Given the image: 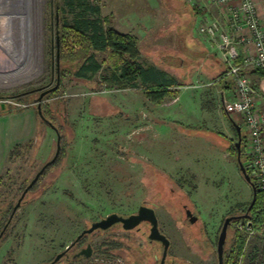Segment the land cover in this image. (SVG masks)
<instances>
[{
  "label": "rangeland",
  "instance_id": "obj_1",
  "mask_svg": "<svg viewBox=\"0 0 264 264\" xmlns=\"http://www.w3.org/2000/svg\"><path fill=\"white\" fill-rule=\"evenodd\" d=\"M90 1L104 7L106 14L124 9L136 17L131 25L139 36L143 62L178 74L181 84L192 85L187 75L202 56L197 45L189 44L194 39L190 35L193 25V35H199L194 8L178 0ZM72 17L65 0H45L43 61L37 66L38 73L22 82L0 84V100L20 103H8L11 110L31 107L37 111L41 103L62 134L57 161L28 195L0 242V264H41L50 257V249L57 248L53 246L68 243L92 221L111 212L134 213L141 204L154 207L160 229L171 240L170 255L187 264H217L223 221L246 213L253 192L238 165L237 148L234 152L233 147L237 134L231 121L234 142L227 148L218 137L220 133L214 131L221 119L205 116L195 88L184 89L180 101L189 121H165V110L171 113L167 117H173L177 110L172 99L154 103L141 89L107 87L103 80L110 74L107 53H98L103 69L89 80L67 72L58 87L39 101L42 92L57 84V19L62 23ZM71 40L68 36L62 46L65 56L71 57L81 47L73 37ZM61 63L71 68L77 60L59 57ZM196 79L195 84L204 82L200 76ZM194 118L205 125L190 126L196 123ZM39 119L36 139L15 146L8 154L0 175V204L3 198L15 201L22 187L56 151L55 129ZM207 125L212 126L208 129ZM215 139L226 148L214 147ZM185 204L198 217L195 223L188 220ZM247 219L229 225L225 251L231 247L236 229L247 233L246 245L257 234L255 230L249 236L245 226L241 228L240 222ZM122 229L112 227L125 252L141 255L143 264L159 263L162 248L147 239L149 224L143 223L141 231Z\"/></svg>",
  "mask_w": 264,
  "mask_h": 264
},
{
  "label": "trees",
  "instance_id": "obj_2",
  "mask_svg": "<svg viewBox=\"0 0 264 264\" xmlns=\"http://www.w3.org/2000/svg\"><path fill=\"white\" fill-rule=\"evenodd\" d=\"M180 1L188 8H197L190 6L185 0ZM65 5L73 17L71 20L65 18L62 23L57 25L60 38V60L71 58L77 60V64L69 68V66H62L61 63V77L67 72H71L74 78L89 80L103 69V63L99 60L98 53H107L106 59L109 62L110 74L105 75L103 80L108 88L116 86L118 88L141 89L155 103H161L166 99H174L178 96V86L183 84L166 69L159 68L155 64H145L142 60L138 38L130 33H121L111 26L108 19L102 16L100 5L90 0H65ZM199 13L198 10L195 15L197 16ZM68 36H70V40L73 37L81 45L80 49L71 57L65 56L62 51V46L67 42ZM252 72L264 76V68H255ZM223 74L224 72L219 76ZM6 109L0 104V112L6 111ZM47 111V108L42 107L44 116L49 119ZM57 129L61 133L60 128L57 127ZM233 147L236 152L234 144ZM241 158L245 163L247 157L243 152V135ZM247 171L249 172L248 169ZM251 200L244 210L248 213V219L257 230V234L246 245L247 233L241 231L240 228L236 229L231 247L224 252L223 264H264V190L258 188L255 201L249 208ZM241 220L234 219L232 223Z\"/></svg>",
  "mask_w": 264,
  "mask_h": 264
},
{
  "label": "crops",
  "instance_id": "obj_3",
  "mask_svg": "<svg viewBox=\"0 0 264 264\" xmlns=\"http://www.w3.org/2000/svg\"><path fill=\"white\" fill-rule=\"evenodd\" d=\"M178 1L179 3L181 2L180 0ZM254 1L257 6V11L261 26L264 29V0H254ZM159 2L161 5H163V7L166 6L163 3V1H159ZM238 3H239L238 0H231L230 2L225 4H219L211 0L188 1V4L190 6L197 7L194 8V12H198V10L200 11V13L197 16L195 15L196 26L201 21L217 20L220 23L223 30L228 32L236 41L239 40L242 36H248L250 34L249 28L246 27L245 25L238 29L230 25L228 8L238 5ZM156 9H160V8H156ZM101 13L103 17H106L108 19L109 24L114 28H116L119 32L130 33L135 35L138 38V45H139V36L136 34V30L134 29V26L131 25V21L136 17H133L124 9L123 10L119 9L117 11L116 10L114 11L112 9L109 12V14H106V12L104 11V7H101ZM147 17H148L147 15L142 17V20H146ZM193 31L195 32L194 25L192 26V32H190V35H192L194 39L192 38L193 41L190 40L189 44L197 45L202 56L200 57L198 64L196 65L197 67L190 70L189 74L187 75L190 82L188 84L192 83V85L178 86V90L180 91V93L176 98L172 99V103H171V105H177V110H175V112L172 113L174 114L172 115L173 117H167V115L170 116L171 113L165 110L164 120L165 121L167 119H173L176 121L180 120L184 123L186 122L184 120H188L186 119L187 117H189L187 115L188 113L180 102L183 93L182 91L184 89L195 88L199 91L198 97L201 106L205 108L204 109L205 116L211 119L213 117L214 118L219 117L221 119L217 126L218 129H215L214 131L220 133L218 137L223 138L228 148L229 146L228 143L234 142V138H233L234 136L232 135V130H231L232 128L230 121L232 125H233L232 121H235L236 123L240 122L238 115H229L224 110V102L229 101L233 98V82L231 77H225V78L223 77L222 79L218 80L219 75L222 74L227 67L222 60L221 52L217 49L215 43L212 40L200 34L197 30H196L197 34L199 35L196 37L193 35ZM195 38L197 40H195ZM238 49L242 57L247 52L251 51V46L247 45L245 42H242V43H238ZM141 56H142V52H141ZM158 67L162 68L160 66ZM248 73L257 91L256 105L258 106L259 109L264 110V76L254 73L252 72V70H250ZM170 74H172L176 78L178 77V74L175 73H170ZM198 76L202 77V80L204 81L202 84H195V82L197 81L196 77ZM147 99L149 98L147 97ZM193 121L196 123L193 124L186 123V124H189L192 127H199L205 125L202 124L203 121L199 123V119L194 118ZM212 122L213 121H211L210 123ZM39 124H40V119L38 112L31 107L0 112V151H1L0 175L2 174V171L6 165L10 150H12V148H14L15 146L24 145L31 142V140L36 139L39 130ZM211 126L212 125L208 126L207 128L209 129V127L211 128ZM234 133L236 135V132ZM220 143L221 142L215 139L212 142V145L214 147L215 145L216 146L218 145L220 147L221 145ZM221 146L222 147L225 146L224 148H226V145L224 144H222Z\"/></svg>",
  "mask_w": 264,
  "mask_h": 264
},
{
  "label": "built area",
  "instance_id": "obj_4",
  "mask_svg": "<svg viewBox=\"0 0 264 264\" xmlns=\"http://www.w3.org/2000/svg\"><path fill=\"white\" fill-rule=\"evenodd\" d=\"M225 4L231 0H211ZM238 5L228 8L229 22L234 28L246 26L250 30L248 36L235 40L223 30L217 20L201 21L198 32L212 40L221 52L226 70L222 76L231 77L233 82V98L224 102V110L229 115H238L243 132V152L247 159L246 168L249 170L255 185L264 190V110L256 105L257 91L253 85L249 71L264 68V29L261 26L257 6L254 0H238ZM245 42L251 46V51L241 57L238 43ZM212 83V82H211ZM210 84V83H209ZM7 101L12 105H20L13 100ZM249 231V236L255 229L249 219L240 222Z\"/></svg>",
  "mask_w": 264,
  "mask_h": 264
},
{
  "label": "flooded vegetation",
  "instance_id": "obj_5",
  "mask_svg": "<svg viewBox=\"0 0 264 264\" xmlns=\"http://www.w3.org/2000/svg\"><path fill=\"white\" fill-rule=\"evenodd\" d=\"M58 23L59 22L57 19V25H58ZM57 36H59L58 31H57ZM59 52H60V38H59ZM56 73H57V78L59 76V81H60V78H61V76H60V65L57 62V38H56ZM8 103L9 102L7 101V99H1L0 100L1 106L3 108H7L6 111L11 110ZM41 108H42V106H41ZM57 159L55 160V162L57 161ZM54 163L47 165L44 168L43 172L39 175L37 181L27 190V192L25 193L24 197L21 200L20 206L15 211H14L15 204L18 202V200L22 196L27 185L36 176L37 172L44 166V164L35 173V175L29 180V182L26 183L22 187V189L19 191V195L17 196L15 201H14V199L10 200V199L3 198V201L0 204V234H1L0 242H2V240H3L2 238L6 236V233H8L10 231V226L13 224L15 216H16L17 212L19 211L20 207L27 201L28 195L35 190L37 184H39V182L43 179V177H45L48 169L51 168L54 165ZM139 206H138V208H139ZM184 208H185L186 216H187L188 220L190 221L191 217L195 214L186 204L184 205ZM107 215H105V216H107ZM105 216H103V217H105ZM124 216H127V215H124ZM103 217H100L97 220H100ZM97 220H95V221H97ZM197 220H198V217L194 222H191V221L190 222L195 223ZM93 222L94 221H92L89 224V226L83 227L76 234V236L72 240H70L68 243L60 242L59 244L53 246V247L57 246V248L55 250L53 248H51L50 251L52 253H51L50 257L47 260L43 261L41 264H44V263H47V264H133V262H134V264H143V258L144 257H142L141 255H139V256L135 255L129 251L125 252L124 246H123L124 244H121L120 242L117 241L116 235H115L116 232L114 230H112V227L119 225L123 228L121 222H117V223L111 225L110 227H108L106 229L96 228L91 232H86V233L82 234V232L85 229L89 228ZM143 223L149 224V232L147 233V239L150 242L154 241V242L158 243L162 248L161 257H160V260L158 263V264H160L162 254H163L162 242L159 240H152L149 238L150 227H151L149 221H142L140 224H138L136 227H134L132 229H124L123 228L122 230H124V231H132V230L141 231L140 227ZM158 223H159V219H158ZM160 231L162 232L161 229H160ZM162 233H164V232H162ZM165 235L167 236V234H165ZM170 245H171V240H170ZM169 248H170V246H169ZM217 258H218V254H217ZM164 264H187V263L178 261V259L175 256L170 255L169 249H168ZM188 264H191V263H188ZM217 264H218V262H217Z\"/></svg>",
  "mask_w": 264,
  "mask_h": 264
},
{
  "label": "bare ground",
  "instance_id": "obj_6",
  "mask_svg": "<svg viewBox=\"0 0 264 264\" xmlns=\"http://www.w3.org/2000/svg\"><path fill=\"white\" fill-rule=\"evenodd\" d=\"M44 1L0 0V84L22 82L38 73Z\"/></svg>",
  "mask_w": 264,
  "mask_h": 264
},
{
  "label": "water",
  "instance_id": "obj_7",
  "mask_svg": "<svg viewBox=\"0 0 264 264\" xmlns=\"http://www.w3.org/2000/svg\"><path fill=\"white\" fill-rule=\"evenodd\" d=\"M59 57H60L59 36H57V62H58V64H59ZM58 83H59V76L57 78V84L53 88H50L49 90L42 92L40 94L38 100L40 101L42 99V97L48 91L56 89L58 87ZM37 112H38L40 118L45 120L52 128L55 129V131L57 133L56 151H55L53 157L51 159H49L44 164V166L37 172L36 176L27 185L22 196L20 197L18 202L15 204L14 211L20 206L21 200L24 197L25 193L37 181L39 175L43 172L44 168L47 165L54 163L55 160L60 155V152H61V135H60L57 127L49 119H47L44 116V114L42 112V108H41V103H38V105H37ZM232 122H233V126L236 130V134H237V140L234 143H235V147L237 148L238 165H239V168H240L244 178L247 180V182H249V184L251 185L252 190H253V198L251 200V204L249 205V208H250L251 205L253 204V202L255 201V196H256L258 188L254 184V182L252 181L251 175L247 171L246 164L243 162V160L241 158L242 128H241L240 124L236 123L235 121H232ZM245 218H248L247 212L244 214L230 215L224 219L220 233L218 235V240H217L218 264L224 263L225 244H226L229 225L232 223V221L234 219H245ZM196 219H197V216L193 215L191 217L190 221L194 222ZM142 221H149V223L151 225L149 238L152 240H159L162 242L163 254H162L160 264H164V261H165V258H166V255H167V252H168V249L170 246V239L164 233H162L160 231L159 223H158V217L156 215L155 209L153 207L147 206L145 204L140 205L137 212L131 213L127 216L121 215L117 212H112V213L108 214L107 216L101 218L100 220L94 221L89 228L85 229L82 232V234L86 233V232H91L96 228L106 229V228L110 227L111 225H113L117 222H121L124 229H132V228L136 227L138 224H140ZM0 237H1V234H0ZM44 264H47V263H44Z\"/></svg>",
  "mask_w": 264,
  "mask_h": 264
}]
</instances>
